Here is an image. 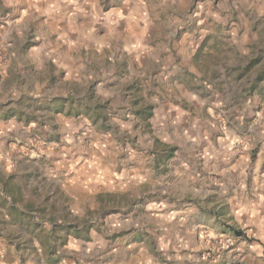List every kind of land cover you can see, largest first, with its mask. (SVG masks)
I'll return each mask as SVG.
<instances>
[{
  "label": "rangeland",
  "instance_id": "374dc122",
  "mask_svg": "<svg viewBox=\"0 0 264 264\" xmlns=\"http://www.w3.org/2000/svg\"><path fill=\"white\" fill-rule=\"evenodd\" d=\"M256 171L264 0H0V264H264Z\"/></svg>",
  "mask_w": 264,
  "mask_h": 264
},
{
  "label": "crops",
  "instance_id": "0c3cea01",
  "mask_svg": "<svg viewBox=\"0 0 264 264\" xmlns=\"http://www.w3.org/2000/svg\"><path fill=\"white\" fill-rule=\"evenodd\" d=\"M57 10H59L57 8ZM55 10V11H57ZM62 11V10H61ZM56 13V12H55ZM70 12H67V14ZM55 23L57 29L60 31V34L62 35L63 43H65L67 46L73 45H83V42L76 43V39L74 40V36H69V34L66 32V29H68V24H66V20L63 17H56ZM60 21V22H58ZM62 32V33H61ZM258 175L257 177H254L257 182H255V188L256 192L259 197L253 201L254 204L250 203H244L241 201L239 205L236 207V215L244 223L248 224H255L253 228H256L260 232V235L264 237V175L261 176L260 172H255V175ZM260 180V182H259ZM260 192V193H259ZM248 202V201H247ZM237 218V217H236ZM247 224V225H248ZM252 227V226H251ZM82 244L80 247L83 250H86V257L90 256L94 261L93 264H134L133 262L125 261V260H119V251L114 248V245L107 244H96V243H86V248L83 247Z\"/></svg>",
  "mask_w": 264,
  "mask_h": 264
},
{
  "label": "trees",
  "instance_id": "16d2710c",
  "mask_svg": "<svg viewBox=\"0 0 264 264\" xmlns=\"http://www.w3.org/2000/svg\"><path fill=\"white\" fill-rule=\"evenodd\" d=\"M234 231H235L236 235L239 237L245 236V234L242 231H239V230H234Z\"/></svg>",
  "mask_w": 264,
  "mask_h": 264
}]
</instances>
